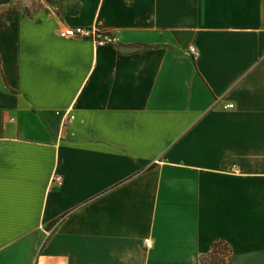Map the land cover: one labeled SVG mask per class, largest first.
Segmentation results:
<instances>
[{"label":"crops","instance_id":"obj_1","mask_svg":"<svg viewBox=\"0 0 264 264\" xmlns=\"http://www.w3.org/2000/svg\"><path fill=\"white\" fill-rule=\"evenodd\" d=\"M61 1L0 28V264H264V0Z\"/></svg>","mask_w":264,"mask_h":264},{"label":"rangeland","instance_id":"obj_2","mask_svg":"<svg viewBox=\"0 0 264 264\" xmlns=\"http://www.w3.org/2000/svg\"><path fill=\"white\" fill-rule=\"evenodd\" d=\"M61 6V0H0V26L39 12L61 14Z\"/></svg>","mask_w":264,"mask_h":264},{"label":"built area","instance_id":"obj_3","mask_svg":"<svg viewBox=\"0 0 264 264\" xmlns=\"http://www.w3.org/2000/svg\"><path fill=\"white\" fill-rule=\"evenodd\" d=\"M60 36L67 39H81L87 40L93 43L96 48L105 47V46H117L119 39L116 35L112 34L110 31L104 30L98 26L84 27V26H75V27H66L60 31ZM191 53L194 56L198 55V51L195 47L191 49ZM228 107L232 108L233 105ZM60 114V112L58 113ZM73 117L69 116L68 112L63 113V121L66 122ZM54 182L61 184L63 182V177L61 175H56ZM150 240H145L146 244H149Z\"/></svg>","mask_w":264,"mask_h":264},{"label":"trees","instance_id":"obj_4","mask_svg":"<svg viewBox=\"0 0 264 264\" xmlns=\"http://www.w3.org/2000/svg\"><path fill=\"white\" fill-rule=\"evenodd\" d=\"M8 25V24H7ZM0 26V28L6 27ZM233 251L228 243L223 240L215 242L211 250L203 255L199 264H229L232 258Z\"/></svg>","mask_w":264,"mask_h":264}]
</instances>
